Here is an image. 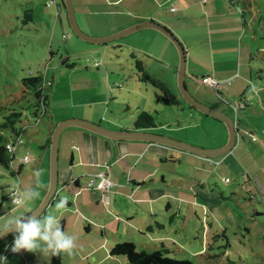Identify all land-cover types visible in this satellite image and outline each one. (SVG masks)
Wrapping results in <instances>:
<instances>
[{"label":"rangeland","instance_id":"rangeland-1","mask_svg":"<svg viewBox=\"0 0 264 264\" xmlns=\"http://www.w3.org/2000/svg\"><path fill=\"white\" fill-rule=\"evenodd\" d=\"M47 1L49 0H0V123L5 115L16 111L21 114L14 127L17 131L24 127V132L20 135L22 143L15 146L11 167L8 168L0 163L2 215L9 211V206L12 207L7 195L11 192L13 181H18L21 187L32 184L35 180L33 173L39 170L43 174V177L42 175L40 177L41 182L44 187L47 186L49 144L46 145V140L51 133V117L54 118V124H56L60 121L57 118L64 111L71 110V113L74 111L78 114L81 108L85 111H89L90 108L94 117L98 118L102 124L109 120H117L122 124L132 126L138 112L144 110L153 116L156 125L165 127L173 125L174 127L177 124H185L182 126L183 131L181 129L180 133L171 134L184 135L181 138L191 143L199 141L204 144L210 142L221 145L224 143L226 128L220 121L199 111L198 113L197 110L182 111L180 109L187 106L177 90L178 53L166 37L162 35L173 51L171 54L165 53L161 48L162 44L152 40L151 37L130 36L129 34L120 38V41L134 47L148 49L157 57L170 62L175 53L176 61L173 56L172 63L173 72H170L158 59L152 56L150 60L147 59L137 49L118 52L120 53L119 64H117V58L110 59L112 56L108 52L103 57L93 54L84 56L80 54V51H73L68 46L69 38L76 41L81 40L71 32L64 10L61 12L62 23L55 21L53 7L45 6ZM55 1L61 2V0ZM251 2L253 4L252 14L246 15L247 26L243 29L244 33L236 40V46L241 45L242 59L244 54L248 53L247 51L253 54L252 62L257 63L264 76V40L258 38L264 28V0H252ZM148 5H150L149 2ZM29 13L32 16L31 20L27 16ZM162 15L165 18L170 16L166 9H163ZM198 18L195 20L192 17L189 24L199 25ZM54 31H56L55 37L49 47ZM140 31L159 33L153 29ZM254 31L258 33V36L251 33ZM62 33L68 36L63 39ZM80 43H85L83 45L87 47H96L84 41ZM50 50L53 52L52 58ZM66 54L69 56L68 64H76L75 68L69 69L59 63L60 56ZM130 54H134L145 64L149 75L162 81L177 95L181 106L162 104L155 96V93L159 92L156 88L149 83L136 81L138 79L137 69L135 60L129 58ZM191 58L200 60L199 53L194 49L191 51ZM95 61L98 63H94ZM46 63H48L47 66H45ZM188 66L189 63L185 61V85L197 100L215 106H221L223 101L237 103L235 100L238 99L225 93L224 90L227 87L220 89L221 94L216 96L213 88L200 82L199 78H192L193 81H191ZM257 70L258 68L253 71V79H257L255 76ZM30 72L34 75L45 73V77L47 76L53 82L48 90L49 110L38 122L35 121L32 110L33 96L23 93L21 84V78L29 75ZM256 81H252L250 88L246 91V94L251 95V99H248L250 109L237 110L234 114L233 110L223 108V111L235 121L241 138L235 142L230 152L211 158V161L221 160L218 166L214 168L208 165L204 170H199L190 163L175 162L171 171L164 169L165 176L172 175L177 180L173 181L172 185L169 183L168 186L160 183L157 186L147 187L150 190L146 196L160 197L156 202L158 208L151 213L152 215L139 209L140 216L134 215L131 219L133 220L131 222L136 225L132 223L128 226L123 218L119 220L118 225L113 221L108 222L109 216L106 212L108 210L106 205L109 204L108 197L106 201L99 197V202H96L97 197L93 196L88 212L93 217V222L88 221L100 224L95 226L85 223L90 226L89 232H83V229L79 228L75 230L71 227L69 224L74 216L67 215L69 213L65 212L63 216L66 217L67 224L63 230L77 237L78 248L72 256L61 253L60 264H126V260L122 257L109 256V248L123 241L132 242L137 252L158 250L171 258L188 259L192 264H228V261L230 264H264V97L263 101L260 97L255 99V89L260 83ZM261 94L264 96L263 93ZM73 105H75L74 110L70 109ZM258 110L259 113H257ZM150 132L160 133L161 130L150 128ZM0 133L8 141L13 142L16 138L10 129H2ZM252 137L254 140H251ZM23 155H28L30 158L37 157L38 160L42 157L41 170L37 169L36 162L23 163L21 160ZM61 162L60 160V165ZM10 169L14 170L15 176L10 174ZM19 169L20 172L16 177ZM214 169L215 172H213ZM190 180L207 184L211 189V194H206L205 197L210 198L206 200L204 197L202 200L196 195L199 187L196 184L192 186ZM84 191L85 194L94 193L87 188ZM206 192L210 193L209 190ZM219 194H222L225 199H221ZM73 196V191L67 189L61 190L58 195L60 198L67 197L70 201H74ZM81 199L79 198L78 201ZM58 201L59 199L56 198L45 212H54V205ZM167 202L171 204V207H165ZM73 204L67 206V209L73 211L76 206ZM79 208H81L80 217L84 218L87 210L85 207L79 206ZM178 208L180 213L188 211V219L184 222L183 215L177 216L175 213ZM192 209L196 210L201 221L207 223V226L203 224V233V229H199L201 226L198 223L199 220L193 216ZM173 213L175 214L170 221L169 218ZM78 214L79 212L76 213L77 217ZM145 223L146 226L150 225L151 229L143 226ZM245 228L249 230L248 233ZM191 233H194V236H191ZM214 235H217L215 241ZM9 239L11 238L0 241V257ZM198 250L202 251L195 253ZM24 254L25 252L21 256L14 253L7 254L4 257L5 264H52L53 255Z\"/></svg>","mask_w":264,"mask_h":264},{"label":"crops","instance_id":"crops-1","mask_svg":"<svg viewBox=\"0 0 264 264\" xmlns=\"http://www.w3.org/2000/svg\"><path fill=\"white\" fill-rule=\"evenodd\" d=\"M148 2L150 5H148ZM72 5L77 24L83 31L85 30L87 34L95 37L110 35L128 26L146 20L165 25L175 36L177 35L179 41L184 47L185 61L186 63H189L188 67L189 72L191 73L189 79L193 81L192 78L211 76L214 79L221 81L222 84L220 89L227 87L224 90L227 95L238 99L235 100L237 103L223 101L221 106H215L209 103L205 104L222 111L223 108H225L227 110H233L234 112L232 107L233 104L239 105V111L250 109L248 107V99H251V95L246 94V91L250 88L251 82H255V80H257V83L260 81L257 86L258 88L255 89V99L257 100L260 97V100L263 101L264 96L261 93L264 94V76L259 72L255 75L257 79H253V71L257 68L259 70L260 67L256 62H252L254 58L249 51L244 54V58L242 59L241 45L236 46V40L244 33L243 29H245L241 13L238 9L231 8L226 0H72ZM171 8H174V10L171 11ZM163 9H166L168 14H170L168 18H165L162 15ZM176 12H178V14H176ZM192 12L193 14H191ZM192 17H194L195 20L199 17V25L189 24ZM62 32L66 33V31ZM55 33L56 31L53 32L51 39L55 37ZM134 35L145 38L151 37L152 40H156L162 44L161 48L164 49L165 53L171 54V52H173L167 45L168 43H166L163 36L159 33L139 30L130 34V36ZM121 38H124V36ZM120 40L121 39L119 38L111 41V43L108 42L104 44H92L86 42V44L96 46L87 47L86 45H83L85 43H80L81 41L69 38L68 46L73 51H80L82 55L91 56V54H93L103 57L107 52L111 53L110 55L112 57L110 59H113V57L117 58V64L120 62L119 54L121 51L137 49V51L142 53L147 59L150 60V56H152L161 61L170 72L174 71L172 63L173 56L174 61H176L175 53L172 55V60L170 62L169 60H163V58L157 57L154 52H151L148 49L145 50L136 46L135 48L133 45L121 42ZM51 42L52 40L50 43ZM192 49L199 53L200 60H194L191 58ZM118 52L120 53L118 54ZM129 58L134 59L135 62L137 60L140 61L134 56V54H130ZM140 63L143 69L147 71L145 64L142 61H140ZM228 80L229 83H227ZM136 81L141 82L138 79H136ZM168 90L179 100L172 90L169 88ZM85 105L87 106V103ZM178 105L181 106L180 101ZM224 106L229 107V109ZM74 107L75 105L70 106V109L74 110ZM83 109L84 108H81V111L78 114H75L76 112L74 111L71 113V110L64 111V113H61L60 117L57 119L63 120L68 117H78L80 119L98 123L103 127L113 130L134 129L133 125L127 126L117 120H109V122L102 124L98 118L94 117L93 111L90 108L89 111ZM180 109L182 111L186 109H188V111L195 110L194 108L188 107H181ZM259 112L260 111L258 110L257 113ZM80 114H83V116H80ZM51 120V127L53 128L55 125L54 118L52 119L51 117ZM183 125L185 124H177L174 127L173 125L167 127L164 125H157L155 128L161 130L160 134L168 135L175 139L187 142V139L181 138V136L184 135L179 136L171 134L180 133ZM145 131H150V129H146ZM187 143L191 142L188 141ZM191 144L206 148L220 146L217 144H211L210 142L204 144L200 141ZM211 158L199 157L191 153L145 141L111 140L80 128L68 127L65 128L59 136L57 153V185L52 200L54 202L56 198H60L58 195L61 190L67 189L73 191L74 201L71 200V204H67V206H71L73 203V205L76 206L73 211L67 210L66 213H69L67 215H71L72 217L74 216L69 225L75 230L76 228H79L83 229V232L90 231V226L85 223L93 222V217L88 214L90 211L89 205L93 196L97 197L96 202H99V197L103 198L104 201H106L107 197L109 198V204L106 205L108 209L106 212L109 216L108 222L113 221L118 225L119 220H122L123 218L127 225L131 226L133 223L131 222L133 221L131 219L134 215L140 216L141 214L138 213L139 209L144 213L147 212L152 215L151 213L158 208L156 202L160 197L149 198V196H146L150 190L147 187L157 186L160 183L168 186L169 183L172 185L173 181L177 180L172 175L169 177L165 176L163 173L164 169L171 171L175 162H181L184 164L190 163L194 168L199 170H204L208 165H212L215 168L221 163V160L211 161ZM60 160L62 161L61 165L59 163ZM36 163L37 169L41 170L43 158L41 157ZM103 172H106L107 179L113 184V186L107 191H102L96 187L99 182V176L97 175ZM213 172H215V169ZM41 175L43 177V174ZM90 181H93L92 188L88 186ZM146 181L147 183H145ZM190 182L192 183V186L196 184L199 187V189H197L198 191L196 190V195L201 197L202 200L207 196L206 194H211V189L207 184L201 181L196 182V180H190ZM46 188L47 186L40 189L41 196L44 195ZM86 188L92 190L94 193L85 194L84 190ZM206 190H209L210 193L206 192ZM79 198L82 199L78 201ZM209 198L210 197H205L206 200ZM38 201L39 200L33 204V209L37 206ZM53 202L51 203L53 204ZM10 205L12 207H8L9 211L5 215L18 214L20 211L26 212L25 209L17 210L12 203H10ZM1 206H3V204H1ZM79 206L82 208L85 207L87 210V214H84V218L80 217L81 208H79ZM165 207L169 208L171 207V204L167 202ZM191 211L193 212V216L196 217V210L192 209ZM77 212H79L78 217L76 215ZM175 213L177 216L183 215V222L188 219V211L180 213L178 208ZM60 222L64 229V226L67 224L66 217L62 216ZM91 224L97 226L100 223L96 222ZM143 226H146V223L143 224ZM78 232H80V230H78ZM192 234L194 233H191L190 235ZM6 238L11 239H9L3 247L4 250L2 249L1 251V257L14 253L9 250V247L12 246L14 240V234L1 239L0 241ZM23 252L24 251L14 254L21 256ZM27 253L29 252H25V254ZM36 257H38V254H36Z\"/></svg>","mask_w":264,"mask_h":264},{"label":"water","instance_id":"water-1","mask_svg":"<svg viewBox=\"0 0 264 264\" xmlns=\"http://www.w3.org/2000/svg\"><path fill=\"white\" fill-rule=\"evenodd\" d=\"M62 4L65 8V13L68 21V26L79 40L92 43V44H104L114 40H117L123 36L131 34L133 32L143 30V29H153L159 32L161 35L166 37L175 47L178 53V66H177V90L180 94L182 100L192 106L195 110L209 117L217 119L226 128V139L224 143L218 147L206 148L200 147L179 139L172 138L160 133L150 132L144 130H113L101 126L98 123L90 122L88 120L80 118H65L58 121L52 128L50 134L49 142V152H48V181L46 191L41 198L40 202L33 209V211L40 210L45 212V210L50 206L51 200L54 197L57 185V153H58V141L61 132L68 127L80 128L91 133L97 134L99 136L111 139V140H131V141H145L148 143L158 144L173 148L179 151H184L191 153L203 158L217 157L230 152L237 141L238 131L236 129L235 121L232 117L227 115L226 112L214 108L205 103L197 100L188 91L185 85V51L182 43L175 37V35L165 26L150 21H141L134 25L128 26L124 29L119 30L110 35L95 37L84 32L77 24L74 9L72 5V0H62ZM157 101L158 98H157ZM11 235L0 237V240Z\"/></svg>","mask_w":264,"mask_h":264},{"label":"trees","instance_id":"trees-1","mask_svg":"<svg viewBox=\"0 0 264 264\" xmlns=\"http://www.w3.org/2000/svg\"><path fill=\"white\" fill-rule=\"evenodd\" d=\"M49 1H52V2L49 3ZM49 1L45 2V6L53 7V11L55 14V17H54L55 21H59L60 23H62L63 18L61 16V12H62V10H64V12H65V8L62 4V0L60 3H58L55 0H49ZM226 1L228 2L229 6L231 8L238 9L240 11L242 19H243V26H244V28H246L247 24L245 22V17H246V15L252 14V11H251V8L253 5L251 2L252 0H226ZM172 10H174V8H171V11ZM27 16L30 17L29 19L31 20V17H32L31 14L29 13V15H27ZM65 17H66V13H65ZM66 21H67V17H66ZM67 24H68V21H67ZM254 33L256 34L255 31L252 32V34H254ZM256 35L258 36V33ZM67 36L68 35L65 36L64 34H62L63 39L66 38ZM258 38L264 40V28H263L262 32L259 34ZM51 40L53 42V39H51ZM52 42L49 43V47H51ZM50 55L52 58L53 52L51 50H50ZM253 58H254V56H253ZM68 60H69V56H68V54H66L64 56H60L59 63L63 64L66 68H69V69H71L72 67L74 68V66L76 64H74V63L68 64V62H69ZM93 60H94V58H93ZM94 63H98V61H95ZM47 65H48V63L45 64V66H47ZM135 66L137 69L138 80L141 82L149 83L152 87L156 88L159 92L155 93V96H156V98H158V100L162 104H164V105H178L179 104V100L169 92L168 88L166 87V85L162 81H160L157 78L150 76L143 69L140 61L137 60L135 62ZM44 72H46V69H44ZM259 72H261V75H262V73H263L262 69H259L257 73H259ZM218 82L221 83V81H218ZM227 83H229V80L227 81ZM21 84H22V88H23V93L31 94L33 96L34 100H33L32 110H33V114L35 116V121L38 122L39 120H41L42 118L45 117L47 110H49V94H48L49 92H48V90L52 86L53 82L50 79H48L47 76L45 77V73H43V74L38 73V74L34 75V74H32V72H30L29 75L21 78ZM219 89L213 88L216 96H219V94H221ZM186 106L188 108H193L192 106H189L188 104H186ZM232 107H234V104L232 105ZM20 114H21L20 112H16V111L9 112L7 115H5L3 117V121L0 123V131L2 129H10L16 135V138L12 142V141H8L0 133V163L4 166L8 167V168L11 167V164H12L15 146L22 143L20 140V135L24 132V127H22L19 131H17L14 127L15 122L18 121ZM132 125H133L134 130H144V129L146 130V129L157 127V125L153 119V116L149 112L144 111V110L138 112V114L136 115L135 119L132 122ZM50 131H52L51 126H50ZM240 138H241V136H240ZM49 142H50V137L46 140V145L49 144ZM7 145L10 148H7ZM43 147L45 148L47 146H43ZM24 156L29 157L28 155H23L22 159H21L23 163H30V162L34 163V162L38 161L37 157H35L34 159L29 157L27 159V161H24L23 160ZM105 173H104V175L106 177ZM10 174L12 176H15V172L13 169H10ZM18 174H19V171L16 174V177H18ZM106 179H107V177H106ZM108 181L110 182V186L105 191H107L109 188H111L113 186L111 181L110 180H108ZM91 187H93V185ZM219 195H220L221 199H225V197H223L222 194H219ZM7 197H9V200L11 203L10 194L7 195ZM58 199L60 200V198H58ZM51 202H53V200H51ZM51 204L52 203H50V205ZM67 204H71V201L68 200ZM0 214H2L1 204H0ZM174 214L175 213H173V215L170 216V218H169L170 220H172ZM196 217L199 220L198 223L201 225L199 229L202 228L203 229L202 233H203L204 232L203 224H205L207 226V223H205L203 220L201 221L200 217L198 215H196ZM61 226H62V224H61ZM146 228L151 229V226L148 225V226H146ZM245 231L247 233L249 232V230L247 228H245ZM192 235H194V234H192ZM196 237H198V235H196ZM213 237H214V241H215L217 238V235L216 236L214 235ZM187 243H189V241ZM199 251H202V250L195 251V253L199 252ZM165 252H168V250H165ZM109 256L122 257L126 260V264H192V262L188 259L171 258V257L164 255L163 253H161L158 250H155L152 252L151 251L150 252H146V251L137 252L134 249L133 243L129 242V241H123V242L115 243L114 245H112L109 248ZM59 260H60V254L53 256L51 263L52 264H60ZM228 264H230L229 261H228Z\"/></svg>","mask_w":264,"mask_h":264},{"label":"clouds","instance_id":"clouds-1","mask_svg":"<svg viewBox=\"0 0 264 264\" xmlns=\"http://www.w3.org/2000/svg\"><path fill=\"white\" fill-rule=\"evenodd\" d=\"M238 135L240 139L239 132ZM238 139L236 138L237 141ZM28 158L25 157V159ZM33 175L35 180L32 184L21 187L18 181L12 182L10 188L12 204L17 210L25 209L26 212L20 211L18 214L0 216V237L14 234L11 246V251L14 253L24 251L53 256L65 253L72 256L78 248L77 237L65 232L60 222L61 217L68 210V198L61 197L54 205V212L33 211L32 206L41 198L40 189L44 187L40 179L41 172L37 170ZM5 262L6 259L0 257V264Z\"/></svg>","mask_w":264,"mask_h":264},{"label":"built area","instance_id":"built-area-1","mask_svg":"<svg viewBox=\"0 0 264 264\" xmlns=\"http://www.w3.org/2000/svg\"><path fill=\"white\" fill-rule=\"evenodd\" d=\"M52 2V1H49V3ZM200 82L210 86V87H213V88H216V89H219L220 86H221V83L218 82L217 80H215L213 77L211 76H203L201 77L200 79ZM239 105H234V111H236L238 109ZM239 135L237 134V139H238ZM251 140H254V137L251 138ZM7 148H10L8 145H7ZM25 157L27 156H24L23 157V160L24 161H27V159H25ZM101 176H99V182L98 184L96 185V187L102 191H105L109 186H110V182L106 179L104 173H100ZM93 181L90 183H88V186L91 187L93 184ZM10 197H11V203H12V193H10ZM9 250L11 251V246L9 247ZM12 252V251H11Z\"/></svg>","mask_w":264,"mask_h":264}]
</instances>
